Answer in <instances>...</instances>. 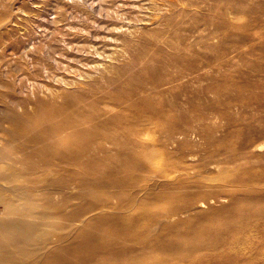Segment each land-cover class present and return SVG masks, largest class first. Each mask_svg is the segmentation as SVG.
<instances>
[{
  "label": "rangeland",
  "instance_id": "1",
  "mask_svg": "<svg viewBox=\"0 0 264 264\" xmlns=\"http://www.w3.org/2000/svg\"><path fill=\"white\" fill-rule=\"evenodd\" d=\"M0 264H264V0H0Z\"/></svg>",
  "mask_w": 264,
  "mask_h": 264
},
{
  "label": "bare ground",
  "instance_id": "2",
  "mask_svg": "<svg viewBox=\"0 0 264 264\" xmlns=\"http://www.w3.org/2000/svg\"><path fill=\"white\" fill-rule=\"evenodd\" d=\"M60 112L63 113V110L58 111L57 113ZM57 113L50 112L49 114H47V118H45L48 133L52 138H58L57 141L49 143L47 145L48 148H56L60 151L72 149L73 143L68 142V139L63 136L64 133L75 136L83 132L84 134H86V137L90 136V134L96 135V138H94L93 141L100 146L104 141H107L106 137L112 134V131H108L104 125L92 124L89 122L88 118L82 116H66L62 122H54V116ZM85 125H88V127L83 129V126ZM220 259L221 258H218V260Z\"/></svg>",
  "mask_w": 264,
  "mask_h": 264
}]
</instances>
